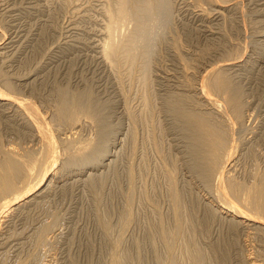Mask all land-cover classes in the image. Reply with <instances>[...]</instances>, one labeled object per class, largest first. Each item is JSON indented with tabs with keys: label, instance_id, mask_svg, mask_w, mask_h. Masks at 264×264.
I'll list each match as a JSON object with an SVG mask.
<instances>
[{
	"label": "rangeland",
	"instance_id": "obj_1",
	"mask_svg": "<svg viewBox=\"0 0 264 264\" xmlns=\"http://www.w3.org/2000/svg\"><path fill=\"white\" fill-rule=\"evenodd\" d=\"M227 1L128 0L141 15L142 7L152 2L162 19L159 31L152 28L156 35L151 32V45H140L134 63H115L105 60L101 46L109 38L105 8L117 0H0V88L5 90L8 80L19 87L8 92L36 100L37 106L33 104L42 117L37 116V122L40 118L42 128H49L43 131L57 137L53 161L42 160L45 164L36 167L45 171L55 162V175L0 221V264H264L263 215L257 222L238 224L220 206L225 201L252 208L244 203L242 192L264 175V0ZM118 20L122 23L114 37L124 41L137 23ZM214 69L233 81L231 93H240V112L245 113L241 125L235 120L232 127L238 118L232 117L222 93L213 94ZM203 94L222 98L225 107L208 104ZM73 95L91 96L86 104L92 99L88 105L93 114L89 118L79 113V126L69 114L61 117L58 108ZM175 106H181L180 112ZM194 111L211 113L208 117L215 119L225 112L228 117L216 120L230 125L229 137L239 135V142L229 138L230 148H235L233 161L223 164L224 178L215 176L221 181L207 180L199 169L198 146H192L191 129L186 128V112ZM25 118L19 106L0 104V160L12 151L22 158L38 153L39 159L48 148L49 132L43 135L41 127L35 130ZM81 136L87 144L97 138L94 151L89 149L94 153L89 154L90 145L86 148ZM234 143H239L238 149ZM112 144V153L91 166L92 157L99 159ZM75 151L84 152L87 160ZM40 171L27 175L25 182L24 175L12 194L37 184L44 174ZM226 174L230 180H225ZM238 182L245 187L241 193L234 191L239 196L230 194L234 185L242 186Z\"/></svg>",
	"mask_w": 264,
	"mask_h": 264
},
{
	"label": "bare ground",
	"instance_id": "obj_2",
	"mask_svg": "<svg viewBox=\"0 0 264 264\" xmlns=\"http://www.w3.org/2000/svg\"><path fill=\"white\" fill-rule=\"evenodd\" d=\"M27 1V0H26ZM227 1V0H226ZM22 2H24V1H22ZM131 2V1H130ZM130 2H128V0H117V2L114 4V6L113 5H111V7L110 8H105L106 10L108 9V11H105V12H107L108 13V18H110L109 20H108V26H107V24L105 25V27H107V30L106 31H108V34H109V38H108V40L105 38V39H103V40H105L104 41V43L102 44L103 46H101V47H103V48H101L102 50V52H103V57L104 58H106L105 60H108L107 62H109L110 60L112 61V62H115V63H118V62H120V61H122V60H128V61H130L131 63L133 62L134 63V60H135V58L136 57H138L139 56V54H138V56H136L137 55V53H139V49H140V45L142 46V43H145L146 44V47H148V43L150 44L151 43V41H150V39H151V37H153V35L151 36L150 34H151V32L155 29V27L156 26H158V24H160L161 23V21H160V23H159V20L158 19H162V17H157L156 16V13H154L155 12V10L156 9H154L153 7V4L151 5V3L150 4H148V3H146L143 7H142V10H144L145 11V14L147 13H149L148 15V19H147V17L145 16V14H143V15H141L140 13H139V11L138 10H140V9H138V8H136L135 7V10H134V8L132 9V5L130 4V6H129V3ZM167 2V1H166ZM165 2V3H166ZM224 2V1H223ZM228 2V1H227ZM19 3V2H18ZM17 3V4H18ZM218 3V2H217ZM15 5H16V3H15ZM140 5V4H139ZM142 5V4H141ZM169 5V4H168ZM235 5V4H234ZM14 6V5H13ZM113 6V7H112ZM153 6V7H152ZM158 6V5H157ZM253 6V5H252ZM16 7V6H15ZM27 7V6H26ZM38 7V6H37ZM141 7V6H140ZM156 7V6H155ZM159 7V6H158ZM158 7H156L157 9H158ZM222 7V6H221ZM236 7V6H235ZM5 8H7V7H5ZM136 9H138V10H136ZM141 10V11H142ZM159 10H161L160 8L158 9V11ZM163 10V9H162ZM161 10V11H162ZM221 10V9H220ZM140 11V12H141ZM157 11V12H158ZM171 11V10H170ZM229 11V10H228ZM177 12V11H176ZM33 13V12H32ZM141 13H143V12H141ZM198 13V12H197ZM200 13V12H199ZM203 13V12H202ZM226 13V12H225ZM162 13H160L158 16H160ZM201 14V13H200ZM217 14V13H216ZM165 15V14H164ZM2 16V15H1ZM163 16V15H162ZM21 17V16H20ZM118 19H122V20H129V19H131V20H133L134 19V21H135V23H137V28L135 27V31H132L131 32V35H128V38H125V40L123 41L122 39L120 40L119 39V37H118V39L119 40H117V38H115L116 37V34H117V32H116V30L118 31V29L117 28H120V25H119V23H122L121 22V20H118ZM174 20V19H173ZM110 21V22H109ZM196 21V20H195ZM27 23V22H26ZM216 24V23H215ZM19 26V25H18ZM71 27V26H70ZM154 27V29L152 30V28ZM103 28V27H102ZM157 28V27H156ZM219 28V27H218ZM8 29V28H7ZM7 31V30H6ZM154 31H159L158 30V28L156 29V30H154ZM115 32H116V34H115ZM119 32V31H118ZM164 32V31H163ZM27 33V32H26ZM130 33V32H129ZM154 35H156V33H154V32H152ZM158 34H159V32H157ZM207 33V32H206ZM29 34V33H28ZM72 34V33H71ZM68 35V34H67ZM127 35V34H126ZM216 35V34H215ZM6 36V35H5ZM5 36H3V37H5ZM107 36V35H106ZM115 36V37H114ZM119 36H120V34H119ZM17 37V36H16ZM123 37V36H122ZM8 38V37H7ZM11 38V36H9V39ZM154 38V37H153ZM2 39V38H1ZM29 39V38H28ZM16 40V39H15ZM3 41V40H2ZM10 41V40H9ZM99 41V40H98ZM150 41V42H149ZM1 42V41H0ZM6 42H7V39H6ZM5 42V43H6ZM8 43V42H7ZM1 44V43H0ZM3 44H4V42H3ZM6 45V44H5ZM151 45V44H150ZM0 46H2V45H0ZM34 46V45H33ZM3 47H4V45H3ZM2 47V48H3ZM31 47V46H30ZM99 47V46H98ZM144 47V46H143ZM145 47V48H146ZM150 47V46H149ZM27 49V48H26ZM146 49H148V48H146ZM150 50V49H149ZM31 51V50H30ZM96 51V50H95ZM141 51H144V50H141ZM140 51V52H141ZM144 52H146V51H144ZM30 53V52H29ZM16 55V54H15ZM144 55V54H143ZM239 55V54H238ZM101 56H102V54H101ZM141 57V56H140ZM238 57V56H237ZM103 58V59H104ZM142 58H144L143 56H142ZM234 58V57H233ZM231 60V59H230ZM110 61V62H111ZM136 61V60H135ZM235 61V60H234ZM233 62V61H232ZM214 64V63H213ZM212 64V65H213ZM217 64V63H216ZM219 64V63H218ZM221 64H222V62H221ZM38 65V64H37ZM16 66V65H15ZM203 66V65H202ZM218 67V66H217ZM223 67V66H222ZM215 68V67H214ZM220 68H221V65H220ZM10 69V68H9ZM22 69V68H21ZM33 69V68H32ZM105 69V68H104ZM103 69V70H104ZM207 69V68H206ZM217 69H219V67L217 68ZM28 70H29V68H28ZM211 70V72L213 71L212 69H210ZM214 70H216V69H214ZM221 70H222V68H221ZM224 70V69H223ZM145 71H147V70H145ZM17 72V71H16ZM215 72V71H214ZM224 74H225V72L224 71H222ZM222 72H220L219 71V73H218V71L216 70V75H214V76H212V77H214V79H212V80H210L211 81V87H213V91L214 90H217L218 92H220V93H222L223 94V98H224V101L228 104V106H227V108L229 107L230 109H231V111H233V112H231L230 113V109H229V112L227 111V109H226V112H227V114L229 115V116H231L232 115V117L234 118V115H235V117H237L238 119H239V121H237L238 119H232L233 120V122L236 120V122H237V124H240V122H243V116L245 115V113H244V111L243 112H240V110L242 111V109H244V108H241V106L243 105V104H241V102H243V101H241L240 99H241V96L239 97V92H238V94L237 93H234L233 94V92L231 93V91H233L234 90V85H233V83H232V85H233V87H232V85H231V83L229 82V81H231V80H227L226 79V77H228V76H226V74H225V76L224 75H222ZM13 73V72H12ZM148 73H149V71H148ZM147 73V74H148ZM30 74V73H29ZM206 74H208V73H206ZM209 74H211V73H209ZM214 74V73H213ZM2 75V74H1ZM209 76V75H208ZM208 76H207V78H208ZM3 77H4V75H3ZM148 77V76H147ZM206 77V76H205ZM210 77V76H209ZM225 77V78H224ZM211 78V77H210ZM34 79V78H33ZM228 79H230V77H228ZM1 80V79H0ZM41 80V79H40ZM176 80V79H175ZM18 81V80H17ZM145 81V80H144ZM206 81V80H205ZM205 81H202V82H205ZM208 81V80H207ZM7 82H8V80H7ZM6 82V84H7V86H8V88H7V86L6 85H4V86H6V89L4 90V89H2V88H0V104H2V105H4V104H10V106L12 105H14V106H19L21 109H23L24 110V112H25V114L28 116V118H25V120L26 119H28V123H29V125H30V127H32V128H34L35 130L36 129H41L42 128V126H43V124L45 123V122H41L40 123V118H42L41 116H40V113H39V115H38V107H36L37 105H36V103H35V101H29L28 99L29 98H27V99H25V98H19V96L18 95H16V94H14L13 95V93H15V91H11V90H14V87L15 86H17V85H14V84H12L11 82L10 83H7ZM200 82V81H199ZM231 82H233V81H231ZM145 84H146V82H144ZM207 83V82H206ZM208 83H210V82H208ZM18 84V83H17ZM204 84V83H203ZM200 85H201V82H200ZM205 87V86H207V85H202V87ZM24 87V86H23ZM17 88H19L18 86L15 88V89H17ZM201 88V87H200ZM232 88H233V90H232ZM9 89H11L10 90V92H8L9 91ZM208 89H209V85H208ZM236 89V88H235ZM202 90V89H201ZM203 90H206V89H203ZM212 90V89H211ZM18 91V90H17ZM20 91H21V89H20ZM209 91H210V89H209ZM212 91V92H213ZM238 91V89H236V92ZM11 92H13L12 94H11ZM203 93H204V91H202ZM206 92V91H205ZM212 92L210 93L211 95H212ZM215 92L216 91H214L213 92V94H215ZM208 94H209V92H207ZM19 94V93H18ZM73 93H71L70 95H72ZM221 94V95H222ZM28 95V94H27ZM85 96H86V94H84ZM84 95H82V97L79 95H73L75 98L74 99H72V97L70 98V97H67L65 100H63L62 102H61V104H60V107H58L59 109H60V116L61 117H63L62 115H64V114H69L70 115V121H73V119H75V121H74V123H77L80 119H81V115H78L79 113H82V112H84V113H87V114H89V115H86V116H91V114H93V110H92V107H89L91 104V102H92V99H91V102L89 103H85L86 102V100L88 101L89 99H90V97H87V98H85V97H83ZM89 95V94H88ZM91 95V94H90ZM148 95V94H147ZM203 95H205V94H203ZM18 96V97H17ZM190 96V95H189ZM202 96V95H201ZM206 96V95H205ZM210 95H207L206 96V98H205V100H208V104H210V105H213L214 103L215 104H220V100L222 99H220L219 101L217 100V97L214 99V98H212V96H210ZM215 96V95H214ZM213 96V97H214ZM35 97V96H34ZM146 97V96H145ZM221 97V96H220ZM219 97V98H220ZM82 98H85V99H83V100H81ZM199 98V97H198ZM85 100V101H84ZM151 100V99H150ZM85 103V104H83V102ZM90 101V100H89ZM146 101V100H145ZM218 101V102H217ZM246 101V100H245ZM33 102L35 103V105L33 104ZM94 102V101H93ZM147 102V101H146ZM145 102V104L147 105V103ZM201 102V101H200ZM223 102V100L221 101V103ZM204 103V102H203ZM88 104H90V105H88ZM207 104V105H208ZM223 105H219V107L220 106H224V102L222 103ZM250 104V103H249ZM85 105H87L88 107H85ZM92 105H94L95 106V104H92ZM203 105V104H202ZM245 105V104H244ZM97 106H98V104H97ZM178 107V106H177ZM202 107V106H201ZM205 107V106H204ZM215 107V106H214ZM225 107V106H224ZM244 107V106H243ZM181 108V106H179L178 108H176V106H175V111H178V112H180V109ZM6 109H8L7 107H6ZM93 109H96V108H93ZM212 110V109H211ZM211 110H210V112H211ZM224 111H225V108L223 109ZM223 110H222V108H221V111L223 112ZM6 111V110H5ZM22 111V110H21ZM98 111V110H97ZM246 111V110H245ZM19 112V111H18ZM42 112V111H41ZM44 112V111H43ZM53 113H54V111H52ZM99 112V111H98ZM98 112H97V116L99 115L98 114ZM103 112H105V111H103ZM219 112V111H218ZM222 112L219 114L220 116H222V117H226L227 115H225L224 113L222 114ZM57 113H58V111H57ZM100 113V115H101V117H102V114H101V112H99ZM201 113V112H200ZM199 112L197 113V112H186V117H187V126H186V128H187V130H189V129H191V131L189 130V132H191V134L189 133L188 134V136L189 135H191V138H192V142H193V144L194 145H192V146H194V147H196V145L198 146L197 148H196V150H197V152H196V154H195V152L193 151V153L196 155L195 156V158L196 159H198L199 160V162H198V164H199V169H200V171L202 172V174L204 173L205 175H203V176H208V177H214V179H217L216 177L218 176L219 178H221L220 176H222L223 178H224V176L222 175V173L224 172V168L225 167H223V164L225 163V164H228V165H230V164H232V161H233V157L231 156V155H233L232 154V147L230 148V146L231 145H233V143H231V141H230V139H232V137L234 136H230L229 137V133H231V132H229V130H231V129H228L227 127L229 126L230 127V125H227V127L224 125V124H226V122H224V124H222L223 122H221V120H220V122L219 121H217L216 119H219V118H222V117H220V116H218L219 118H214V117H208V115L209 114H211V113H207L208 115H204V113L205 112H202L203 114H200ZM212 113H213V111H212ZM231 115H230V114ZM242 113H244V115L242 114ZM52 114V113H51ZM59 115V113L57 114V116ZM83 115V114H82ZM95 115V114H94ZM93 115V116H94ZM99 115V116H100ZM39 117L40 116V118L38 119V121L39 122H37V120H36V117ZM54 116H56V115H54ZM80 116V119H78V118H76V117H79ZM210 116V115H209ZM211 116H213L212 114H211ZM10 117V116H9ZM37 117V118H38ZM59 117V116H58ZM101 117H99V118H101ZM107 117V116H106ZM112 117V116H111ZM228 117V116H227ZM243 117V118H242ZM44 118V117H43ZM56 118V117H55ZM90 118V117H89ZM98 118V117H97ZM96 118V116H95V119H97ZM97 119V120H100V119ZM214 118V119H213ZM230 118V117H229ZM242 118V119H241ZM72 119V120H71ZM77 119V120H76ZM91 119H93V120H95L94 119V117H91ZM228 119V118H227ZM240 119L242 120V121H240ZM42 120V119H41ZM44 120H45V118H44ZM51 120V119H50ZM96 120V121H97ZM101 120H102V118H101ZM106 120V119H105ZM225 119H223L222 121H224ZM230 120V119H229ZM77 121V122H76ZM103 121V120H102ZM108 121V120H107ZM26 122V121H25ZM80 122V121H79ZM227 122L229 123V121L227 120ZM239 122V123H238ZM249 122V121H248ZM36 123H38V124H36ZM40 123V124H39ZM102 123V122H101ZM107 123V122H106ZM230 123H232V121L230 122ZM244 123H245V121H244ZM259 123V122H258ZM42 124V125H41ZM79 123H77V126H79L78 125ZM103 124H104V122H103ZM185 124V125H186ZM235 124V122L232 124V127H233V125ZM242 124V123H241ZM240 124V125H241ZM246 124V123H245ZM37 125H39V126H37ZM98 125V124H97ZM106 125H108V124H106ZM27 126V125H26ZM46 126V128L45 129H41L42 131L43 130H49V128L47 127V125H45ZM72 126V125H71ZM93 126V125H92ZM101 126V125H100ZM237 127L239 126V125H236ZM236 126H234V127H236ZM37 127H41V128H37ZM74 128H76V126H74ZM79 128H81V127H79ZM78 128V129H79ZM100 128V127H99ZM108 128V127H107ZM189 128V129H188ZM12 129V128H11ZM91 129V128H90ZM103 129V128H102ZM238 129V131H236V132H239V128H237ZM40 130V132H42ZM77 129H75V131H76ZM80 130V129H79ZM100 130H101V128H100ZM250 130V129H249ZM45 131H43V135H44V132ZM78 131V130H77ZM37 132V134H38V131H36ZM39 132V135L41 134ZM49 132V131H48ZM48 132H45V133H48ZM51 132V131H50ZM50 132H49V135H45V136H48L47 138H48V140H47V142H48V148H43L45 151H43L42 152V156H41V158H39L38 159V157H36V156H38V153H34V154H37V155H33V153L31 154V153H29V152H31V151H28V152H26V153H29V155H25L26 157H24V158H22V157H19L18 155H17V153L16 152H14V151H12V152H7V154H5V156L3 155V159L2 160H0V199H3V198H5L7 195H9V194H11V196L13 195L12 193H14V192H16V190H17V187L18 186H21L20 184H22V183H20L19 184V181L20 182H22L21 180H23V182H25L26 180H24V179H27V175H29V177H32L30 174L32 173V174H34L37 170L38 171H40V168L39 169H37L36 167L39 165V163H40V167L41 166H43L45 163L43 162V161H46V163H48V160H49V158L51 159V156H53L55 153H53V151L56 149V147H54V145L56 146L57 144H55L56 142V140L55 139H57V137L56 138H53V135H51L50 134ZM85 132V131H84ZM102 131H100L99 133H101ZM52 133V132H51ZM70 133V132H69ZM98 133V134H99ZM36 134V133H35ZM42 134H41V136H42ZM71 134V133H70ZM69 134V135H70ZM74 134H75V132H74ZM82 133H80V135H81ZM97 134V135H98ZM103 134V133H102ZM233 134V132L231 133V135ZM262 134V133H261ZM38 135V136H39ZM68 135V136H69ZM90 135V134H89ZM67 136V137H68ZM72 136V135H71ZM77 136V135H76ZM75 135L73 136V137H76ZM103 136H104V134H103ZM237 136H239V135H237ZM235 137V138H237V140H235V141H240V140H238V137ZM44 136H42V138H43ZM82 137V136H81ZM79 138V137H78ZM83 138V140H84V142H85V139H84V137H82ZM96 138V137H95ZM95 138H93V139H95ZM230 138V139H229ZM234 138V137H233ZM234 138V139H235ZM61 139V138H60ZM76 139V138H75ZM89 140H91L90 139V137L88 138ZM97 139V138H96ZM96 139H95V141L94 140H92L93 142H97L96 141ZM102 138H100L99 139V141L101 140ZM106 139V138H105ZM240 139V138H239ZM242 139V138H241ZM30 140H32V139H30ZM45 140H46V138H44V140L42 141V142H45ZM79 141L81 140V138L80 139H78ZM72 141H74V140H72ZM76 141V140H75ZM102 141V140H101ZM104 141V140H103ZM112 141V140H111ZM115 141V140H114ZM230 141V142H229ZM233 141V140H232ZM242 141V140H241ZM25 142V141H24ZM46 142V143H47ZM86 142H87V138H86ZM85 142V144H87ZM91 143V141H90V143H88L87 144V146H85L86 148L88 147V151H89V149H91L94 145L93 144H95V143ZM105 142V141H104ZM103 142V143H104ZM107 142V141H106ZM105 142V143H106ZM234 142V141H233ZM243 142V141H242ZM241 142V143H242ZM57 143H58V141H57ZM78 143H82V142H78ZM78 143H76L77 145L76 146H79V147H81V148H79V147H77V149L79 148V149H83L84 147H82V146H80V144H78ZM101 144H102V142H100ZM186 143V142H185ZM229 143H231V145L229 144ZM237 143V142H236ZM12 144V143H11ZM75 144V143H74ZM97 144H99V143H97ZM101 144H100V146H101ZM235 144V143H234ZM244 144V143H243ZM13 145V144H12ZM38 145V144H37ZM46 145V146H47ZM102 145H104V144H102ZM238 145H239V143H238ZM238 145H236L235 144V146H236V149H238L237 148V146ZM41 146H44L43 144L41 145ZM74 146V145H73ZM73 146H72V148H73ZM96 146V148H97V146L98 145H95ZM113 146H114V144H112V145H110V146H108L107 148H106V150L105 149H103V150H105V152L102 154V156L101 157H99V159H97V160H95L93 157H92V159L94 160V161H91L90 163L92 164L91 166H97L99 163H101V162H103V159L106 157V156H108V155H110L111 153H112V151H113ZM191 146V148L193 149L194 147H192ZM11 147H14V146H11ZM33 147V146H32ZM75 147V146H74ZM99 147V146H98ZM252 147V146H251ZM93 148H95V147H93ZM93 148H92V150H93ZM234 148V147H233ZM6 149V148H5ZM7 149H10V147L9 148H7ZM73 149H75L76 150V148H73ZM99 149V148H98ZM185 149V148H184ZM195 149V148H194ZM231 149V150H230ZM247 149V148H246ZM11 150H12V148H11ZM86 150V151H87ZM96 150V149H95ZM191 150V149H190ZM234 150H235V148H234ZM35 150H33L32 152H34ZM77 151V150H76ZM75 151V152H76ZM91 151V150H90ZM90 151H89V154H90ZM94 151V150H93ZM93 151H91V152H93ZM101 151V150H100ZM99 151V152H100ZM14 152V153H13ZM45 152V153H44ZM101 152H103V151H101ZM101 152H100V154H101ZM242 152V151H241ZM44 153V154H43ZM76 153H79V155L77 154V157H81V159L83 160V158L86 156V154H84V152H76ZM82 153V154H81ZM94 153V152H93ZM187 153V152H186ZM190 153V152H189ZM235 153H236V151H235ZM40 154H41V150H40ZM57 154V153H56ZM56 154L54 155V157L56 156ZM88 154V153H87ZM23 155V154H22ZM21 155V156H22ZM99 155V154H98ZM180 155V154H179ZM75 156V155H74ZM82 156H83V158H82ZM76 157V156H75ZM239 157V156H238ZM73 158V157H72ZM87 158H88V156H87ZM240 158V157H239ZM53 159V158H52ZM51 159V160H52ZM56 159V158H55ZM84 159H86V158H84ZM182 159V158H181ZM234 159H235V157H234ZM43 160V161H42ZM58 160V159H57ZM70 160H71V158H70ZM87 160V159H86ZM85 160V161H86ZM88 160H89V158H88ZM236 160V159H235ZM53 161V160H52ZM54 161H56V160H54ZM49 162H50V160H49ZM109 162V161H108ZM228 162V163H227ZM41 163H44L43 165L41 164ZM53 164H51V165H46L45 167V171H44V167H43V170H42V168H41V171H43L44 172V174L42 175V177H40L39 176V174H38V177H40V180H39V178H38V182H37V184L35 183L34 185H32L31 184V186H28L27 188L25 187V189H23V190H21V191H19L18 190V194H15V195H13L11 198L10 197H6V198H8L7 200H5L4 201V199H3V201H1L0 202V221L3 219V216L5 217L6 215H8L9 214V212L13 209V208H15L16 206H18V205H20V204H22V203H24V201H27V199H29V197L31 196V195H33V193H35L37 190H39L41 187H42V185L45 183V182H47L49 179H50V177H52V176H54L55 174H54V172H53V170H54V167H55V162H52ZM195 164V163H194ZM90 165V164H89ZM196 166H197V163H196ZM196 166H194V167H196ZM226 166V165H225ZM235 166V165H234ZM39 167V166H38ZM233 167V166H232ZM56 168H57V166H56ZM223 168V169H222ZM229 168V167H228ZM35 169H37L35 172H34V170ZM196 169V168H195ZM197 169H198V167H197ZM199 169H198V171H199ZM223 170V171H222ZM226 170V169H225ZM227 170H229V169H227ZM40 171V172H41ZM59 171V170H58ZM201 172H199V173H201ZM228 172V171H227ZM38 173V172H37ZM225 173V172H224ZM41 174H42V172H41ZM232 174V173H231ZM24 175H26V178L24 177L23 178V176ZM34 175H36V174H34ZM37 176V175H36ZM216 176V177H215ZM228 175L226 174V177H225V180H226V178H228L227 177ZM34 177V176H33ZM21 178H23V179H21ZM37 178V177H36ZM207 178V177H206ZM21 179V180H20ZM52 179V178H51ZM212 179V178H211ZM213 179V180H214ZM229 180H230V178H228ZM207 180H208V178H207ZM217 180H220V179H217ZM33 181V180H32ZM204 181V180H203ZM216 181V180H215ZM221 181V180H220ZM217 182H219V181H217ZM222 182H223V179H222ZM234 182V181H233ZM232 182V183H233ZM27 183H29V181L27 182ZM215 183V182H214ZM221 183V182H220ZM219 183V184H220ZM224 183V182H223ZM222 183V184H223ZM225 183H226V181H225ZM224 183V184H225ZM229 183H231L230 181H229ZM242 183V182H241ZM240 182H238V184H241ZM26 184V183H25ZM212 184V183H211ZM223 184V185H224ZM234 184V183H233ZM235 184H237V183H235ZM24 185V184H23ZM214 185V184H213ZM242 185V184H241ZM229 187H230V190H231V186L230 185H228ZM243 187V185L242 186H240V185H234L233 186V191L232 192H230V194L232 193H234V191H235V193H241V188ZM245 187V186H244ZM243 187V188H244ZM243 188H242V190H243ZM18 189H20L19 187H18ZM227 189V188H226ZM246 189V190H245ZM244 190L245 191H243L242 193V199H243V201H244V203H247L246 205H247V207L250 205L252 208H250V209H247L246 207L245 208H243V207H241L240 205H238V204H236L235 202H234V204L231 202V203H229V202H221L220 203V206L221 207H223V210H221V211H224V212H226V214H227V216L228 217H231V218H233V219H237L236 221H238L237 223L239 224V223H241V224H243V223H245V222H257V221H259L261 218H263L264 217V175L263 176H261V180L259 181V183L258 184H255L254 186H250V187H246ZM224 190V189H223ZM225 191H228V190H225ZM177 193V192H176ZM229 193V192H228ZM233 194V195H235V196H239V194L237 195V194ZM178 194V193H177ZM227 194V193H226ZM219 195H221V194H219ZM225 196H229V195H225ZM224 196V197H225ZM31 198V197H30ZM227 198V197H226ZM230 198V197H229ZM228 198V199H229ZM176 199V198H175ZM179 199V198H178ZM177 199V200H178ZM225 199V198H224ZM230 199H232V198H230ZM229 199V200H230ZM240 200V199H239ZM30 201V200H29ZM237 201H238V198H237ZM242 201V200H241ZM239 202V201H238ZM177 205H179V204H176L175 206H177ZM32 206V205H31ZM179 208V207H178ZM13 211V210H12ZM178 211V210H177ZM219 211V210H218ZM25 212V211H24ZM179 215H180V213H179ZM178 214H177V217L179 216ZM261 215H263V217L261 216ZM20 216V215H19ZM180 217V216H179ZM261 217V218H260ZM179 220V222H178V225H180V218H178ZM264 219V218H263ZM3 220H5V219H3ZM2 220V221H3ZM1 221V222H2ZM262 221V220H261ZM0 222V223H1ZM5 221H3V223H4ZM235 222V221H234ZM263 222H264V220H263ZM248 223H246V224H248ZM262 223V222H261ZM181 224H182V222H181ZM235 224V223H234ZM255 224V223H254ZM25 225V224H24ZM16 226V225H15ZM181 226V225H180ZM243 226V225H242ZM2 227V226H1ZM260 228V227H259ZM261 228H263V227H261ZM22 229V228H21ZM3 230V229H2ZM165 230V229H164ZM166 231V230H165ZM164 231V232H165ZM10 232V231H9ZM1 234V233H0ZM5 235V234H4ZM3 236V235H2ZM18 236V235H17ZM3 240V239H2ZM26 240V239H25ZM7 241V240H6ZM12 243V242H11ZM23 244V243H22ZM21 248H22V246H21ZM10 250V249H9ZM20 251V250H19ZM261 257V256H260ZM263 261V260H262ZM119 262V261H118ZM169 262V261H168ZM171 262V261H170ZM257 262V261H256ZM117 263V262H116ZM264 263V262H263ZM117 264H119V263H117ZM172 264H176V263H172Z\"/></svg>",
	"mask_w": 264,
	"mask_h": 264
}]
</instances>
